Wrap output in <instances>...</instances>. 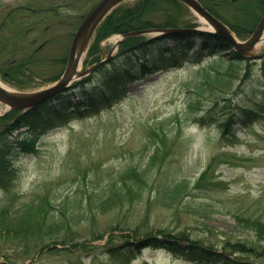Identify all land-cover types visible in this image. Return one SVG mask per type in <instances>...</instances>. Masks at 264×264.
I'll list each match as a JSON object with an SVG mask.
<instances>
[{"label":"trees","instance_id":"obj_1","mask_svg":"<svg viewBox=\"0 0 264 264\" xmlns=\"http://www.w3.org/2000/svg\"><path fill=\"white\" fill-rule=\"evenodd\" d=\"M199 1L241 40L247 39L253 33L264 14V0ZM46 9L44 5L32 4L16 7L17 13L9 16L3 24L6 34L0 37V58L14 54L17 50L22 55L11 63L0 65V75L17 87L24 88L25 85L34 84L36 78L47 83L54 82L65 69L67 52L49 54L40 49V45L43 44L44 48L49 44L48 39L40 44L33 40V47L27 51L25 45L21 44L29 29L41 25L40 23L46 29L53 23L51 21L57 17L53 13L55 10ZM190 16V10L178 0H136L125 3L115 9L98 28L85 63L90 58L93 63L99 60L100 42L113 34L124 35L150 28H194L197 24L190 23ZM257 60L264 73V55ZM251 62L234 51L217 34L183 32L153 38L140 36L127 39L120 44L116 56L66 93L27 112L10 111L0 116V187L14 172L10 159L13 151H20L19 148L28 150V144L15 135L16 133L23 129L31 133L38 132L63 122L67 116L80 114L84 109L95 111L101 103L111 107L129 96L130 84L160 71L181 69L186 64L201 66L205 63L212 72H206L203 80L193 83L195 97L188 100V107L184 111L186 123L191 120L190 117L201 126L226 118L222 127L223 136L227 137L235 125L250 124L259 117L256 111L235 104V92L250 78ZM200 69L202 67L198 68ZM235 82L238 83L236 91ZM216 89H219L220 94ZM259 95L264 96V89L257 94ZM210 97L212 104L209 110L200 115L204 111L198 110V104L202 98ZM164 125L165 122H162L160 127L147 133L142 150L138 153L139 158H133L130 166L119 178L104 185L97 191L98 194H87L79 199L75 197L73 202H68L67 196L57 203L51 192H44L36 194L18 209L2 208L0 258L8 263L14 262L3 252L8 246L16 250V259L25 261L42 253L50 245H62L63 249L54 247L50 251H76L97 256L99 250L104 248L111 256H124L145 248H153L164 249L194 264H264V220L261 218L235 214L237 223L251 230L254 238L228 240L220 247L192 239L185 233L165 230L156 233L142 232L139 228H125L122 223L115 221L99 228L97 216L124 208L141 199L149 185L152 169L173 155L170 138L176 130L174 127L165 128ZM216 162L215 158L211 160L198 178L196 189L203 190L214 184L211 172ZM159 188L157 200L162 204L175 205L182 201L187 184L185 181H165ZM82 206L87 207V211L85 209L82 212L84 218L78 215ZM82 222L86 224L84 229L79 227ZM104 239L105 246L94 244Z\"/></svg>","mask_w":264,"mask_h":264},{"label":"rangeland","instance_id":"obj_2","mask_svg":"<svg viewBox=\"0 0 264 264\" xmlns=\"http://www.w3.org/2000/svg\"><path fill=\"white\" fill-rule=\"evenodd\" d=\"M100 1L0 0V37L6 34L3 24L7 18L17 13L15 7L44 5L51 11L55 10L53 13L57 17L47 29L42 23L29 29L21 44L25 45L27 51L33 47V40L40 44L48 39L49 44L43 48L44 51L49 54L68 53L74 33ZM189 19L190 23H197L196 28L211 30L199 17L191 15ZM117 36L100 43V60L111 53L116 54L115 45L120 39ZM21 55L17 50L14 54L2 56L0 65ZM254 55L258 58L263 56L264 47ZM251 61L250 78L240 90L235 82L234 90H238L233 91L237 93L235 104L256 111L259 117L253 123L235 125L227 137L223 136L222 127L226 118L206 126L195 123L192 117L186 123L184 111L188 107V100L195 97L193 83L203 80L206 72L212 73L205 63L201 66L186 64L182 70L160 72L132 83L129 85V97L111 107L99 104L93 112L83 111L67 116L63 122L55 123L52 127L32 133L22 130L15 134L25 140L28 150L19 148L20 151H13L10 155L14 172L0 187V210L5 207L18 209L36 194L44 192H51L57 203L67 196L68 202H73L75 197L79 199L87 194H98L104 185L119 178L133 158H139L138 153L142 150L147 133L165 122V128L174 127L176 130L170 138L173 155L152 169L149 185L141 199L97 216L99 228L115 221L125 228H139L142 232L165 230L185 233L192 239L219 247L228 240L253 239L254 233L239 225L234 218L235 214H240L264 220V96H257L264 89V73L257 59ZM92 65L90 58L81 70ZM0 79L14 89L27 93L52 85L36 78L34 84L20 88L1 76ZM216 90L220 94L219 89ZM211 104V97L202 98L198 110L204 113L200 115L206 114ZM8 110L0 102V116L8 113ZM213 158L217 161L211 172L214 184L203 190L196 189L198 178ZM175 180L187 184L182 201L175 205L160 203L156 196L159 186L165 181ZM85 209L87 211V207L82 206L78 212L82 218L85 217L82 214ZM79 227L84 229L85 222ZM105 239L94 244L103 247ZM3 252L14 264L30 262L16 259V250L12 247L8 246ZM2 261L0 259V263ZM32 264L193 263L163 249L145 248L124 256H111L103 248L97 256L76 251L48 250L35 256Z\"/></svg>","mask_w":264,"mask_h":264},{"label":"water","instance_id":"obj_3","mask_svg":"<svg viewBox=\"0 0 264 264\" xmlns=\"http://www.w3.org/2000/svg\"><path fill=\"white\" fill-rule=\"evenodd\" d=\"M129 0H102L84 19L77 32L75 33L65 72L61 78L51 87L30 93V94H13L4 90L0 86V102L9 105L12 109L25 110L34 107L42 101L66 90L70 83L76 78L91 74L99 65L93 66L91 69L80 72L79 68L82 65L83 58L88 50L89 44L94 36V33L101 22L120 4ZM184 3L192 12L199 15L213 33H217L226 39L229 44L241 55L253 57V49L261 39L264 32V15L259 21L254 33L246 41H239L229 28L211 14L198 0H179ZM185 31H198L191 29H169L164 33H179ZM162 30L147 29L142 31L131 32L123 36V39L138 35L159 34ZM120 43H118L119 45ZM110 58V57H109Z\"/></svg>","mask_w":264,"mask_h":264},{"label":"bare ground","instance_id":"obj_4","mask_svg":"<svg viewBox=\"0 0 264 264\" xmlns=\"http://www.w3.org/2000/svg\"><path fill=\"white\" fill-rule=\"evenodd\" d=\"M204 22H205V21H204ZM263 47H264V32H263V35H262L261 39H260L259 42L256 44V46L254 47V49H253V53H257V52L261 51V50L263 49ZM0 86H1L4 90H6V91H8V92H10V93H13V94H24V93H22V92H20V91H18V90H16V89H14L13 87L9 86L8 84L4 83L1 79H0ZM4 109H5V110H6V109H9V106L4 105Z\"/></svg>","mask_w":264,"mask_h":264}]
</instances>
